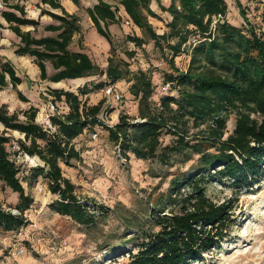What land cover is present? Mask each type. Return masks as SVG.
Listing matches in <instances>:
<instances>
[{"label":"trees","instance_id":"trees-1","mask_svg":"<svg viewBox=\"0 0 264 264\" xmlns=\"http://www.w3.org/2000/svg\"><path fill=\"white\" fill-rule=\"evenodd\" d=\"M0 1L4 6L0 15L19 38L16 55L34 59L42 82L94 76H105L112 85L125 81L130 84L129 94L138 102L139 119L133 123L120 114L118 123L105 126L99 119L104 100L87 105L82 100L89 93L85 84L76 89L77 94L48 90L52 104L64 102L69 110L64 115L50 116L48 129L36 122L37 108L10 113L1 105L0 124L4 129L0 133V183L17 195V204L13 212L0 207V229L15 232L23 228L27 222L24 214L34 202L26 194L19 179L20 170L7 150L10 137L5 135L9 131L24 137L18 141L21 152L43 164L34 167L30 174L33 179L44 176L49 192L58 195L48 205L53 213L87 228L103 218L99 219L92 206L79 200L75 186L61 169L62 164L69 166L71 160H81L73 141L85 130L99 126L108 132L123 158L130 153L137 160L157 159L164 166L175 157L182 163L194 160L186 172L174 175L167 190L152 200L147 219L134 214L122 217L124 234L130 235L127 242L132 244L124 264H194L216 250L236 225L237 201L232 196L217 203L207 196V186L226 180L239 192L264 176V37L251 25L241 4L236 2L246 26L243 28L227 21L225 0H171L168 6L162 5L161 0H120L128 24L146 34L171 69L164 73L163 80L176 97H161L157 105L151 101L155 87L148 73L142 69L133 72L128 61L110 55L114 43L108 26L120 24L118 7L97 0L93 7L84 9L96 33L110 47L101 68L88 54L69 49L73 36L81 32V18L69 14L60 0H40L49 9L41 13L59 24L45 27L46 31L57 32L56 37L39 39L20 29L38 25L27 18L20 4L27 0ZM70 1L80 7V0ZM152 1L170 17L165 23L168 31L162 34L149 20L161 17L152 10ZM56 10L61 15L51 12ZM191 37L198 39L190 43ZM125 42L140 50L146 44L137 34H126ZM125 55L134 58L135 49H128ZM180 55L190 57L185 70L175 66L174 60ZM46 63L55 71L50 76ZM21 83L14 66L9 61L0 62V91L11 87L20 101L28 102L17 90ZM230 115L235 117V126L225 137ZM163 134L172 138L169 145L163 146Z\"/></svg>","mask_w":264,"mask_h":264},{"label":"rangeland","instance_id":"rangeland-1","mask_svg":"<svg viewBox=\"0 0 264 264\" xmlns=\"http://www.w3.org/2000/svg\"><path fill=\"white\" fill-rule=\"evenodd\" d=\"M89 1L80 0L81 9ZM110 1L119 4V0ZM225 1L228 7L227 21L230 24L239 28L246 27L238 12L236 3L238 1L251 25L264 37V0ZM81 9L80 12L84 15L85 11ZM151 21L157 33L168 31L165 27L168 21L166 17L161 16L160 20ZM112 31L118 36L113 38L114 51L110 52V55L128 61L133 72L142 69L148 73L155 87L151 101L158 105L161 97L167 95L176 97V93L170 91L169 85H165L163 80L164 73H170L171 69L146 34L140 30L137 32L138 36L146 40V44L140 50L125 42L126 34H136L127 21L121 20L119 28L114 27ZM85 33L86 36L78 38L73 47L78 46L77 42H83V49L85 42L92 61L103 66L109 51L103 52L105 47L102 41L97 40L92 30H86ZM197 39L191 37L190 43ZM128 49H135L134 58L126 57L125 51ZM165 52L169 58L170 53L167 50ZM174 61L176 67L185 70L190 57L180 55ZM84 84L87 85L89 93L82 100H86L87 105H95L104 100L99 119L105 126L118 123L120 114L129 117L133 123L139 121L138 102L128 92L130 84L120 81L112 85L105 76L90 77L80 86ZM108 87H114L120 92L122 102L107 103L103 90ZM48 89L46 83L28 84V87L23 89L28 97L27 104L18 101L16 93L11 89L0 93V97H3L12 112L27 110L29 107L37 108L36 122L48 129L47 118L49 121L50 116L64 115L69 111L64 102L51 103L53 98L49 95ZM76 89L72 91L77 94ZM21 120L24 118L21 117ZM234 126L235 117L230 115L225 137L233 131ZM2 131L3 128L0 133ZM5 136L10 137L6 147L11 160L20 170L19 179L26 194L30 195L34 202L24 214L27 222L23 228L15 232H4L0 229V264H124L132 244L127 242L130 235L124 234L125 224L122 217L134 214L147 219L146 214L152 200L167 190L174 175L186 172L194 162L191 160L182 163L180 158L175 157L164 166L158 163L157 159L137 160L130 153L128 158H123L119 147L109 139L104 128L97 126L85 130L73 141L81 160H71L69 166L62 164L61 169L63 176L75 186L74 193L79 200L92 206L99 219L103 216L95 226L87 228L69 217L53 213L48 208L50 203L58 199V195L49 192L48 180L44 176L33 179L30 174L34 167H43V164L37 158L20 151L18 141L24 139L21 134L9 131ZM161 141L163 146L169 145L172 138L163 134ZM206 194L217 203L233 196L237 201L234 210V219L237 222L226 240L216 250L204 255L201 261L194 264H264V176L251 187L239 192H236L232 182L216 180L207 186ZM16 204L17 195L0 183V207L13 212L15 211L13 206Z\"/></svg>","mask_w":264,"mask_h":264},{"label":"crops","instance_id":"crops-1","mask_svg":"<svg viewBox=\"0 0 264 264\" xmlns=\"http://www.w3.org/2000/svg\"><path fill=\"white\" fill-rule=\"evenodd\" d=\"M104 1L110 5L118 7V9H119L118 10V16L120 17L121 20L127 21V16H126L123 8L119 4L112 3L110 0H104ZM170 1L171 0H161V3L164 6H168L170 4ZM60 2L62 4V6L64 7V9L69 14H75L81 18V32L79 34H75L73 36L72 43L70 44L69 49L71 51H74V52H84V53L88 54L89 52H88L87 47H85V42H84V48L83 49H82L83 42H81V48L79 47V42H77L78 46H76V48H74L73 46L75 45L76 40L78 38H81V36L82 37L86 36V33H85L86 30L87 31L92 30V32L94 33L97 40L102 41V43L105 47V49H104L105 51H103V52H106V50L109 51L110 47H109L108 43L106 42V40H104V38L100 37L96 33L95 29L92 26L90 19L86 15V13H84V15H82V13L80 12L81 7L75 6L70 0H60ZM119 2H120V0H119ZM20 4L24 6V10L26 12L27 18L35 20L36 22H38V25L36 27H34V26H21L20 29L22 32H30L32 37L37 38V39L45 38V37H56L57 36V32H51V31L45 30L46 26L59 24L58 21L52 19L50 16L41 13L42 10H49L47 8V6L42 5L40 3V0H27V1L21 2ZM95 4H97V0H90L88 2V4L86 6H84V8L82 7V9L84 10L85 8L93 7ZM151 8L157 14H159L163 17H166V20L170 19V17L168 18V16L166 14H163L159 10L157 3L155 1L151 2ZM51 12H53L57 15H61L60 11H57V10L51 11ZM149 20L152 23L151 19H149ZM85 22H86V26H84ZM114 27L119 28V24L109 25L108 30L112 34L113 38H117L118 35L114 31H112V28H114ZM133 30H135L136 34L138 35L137 32L139 31V29L134 28ZM159 34H162V33H159ZM121 36H123L122 33H121ZM18 43H19V38L9 29V24L0 15V62L9 61L14 66V69L16 70L17 75L22 80V83L19 86H17V90L20 91L22 93V95L28 100V97H27L26 93H24L23 89H26L28 87V84H30V83L33 84V82H35V83L41 82V83H46L48 85L49 89L57 88V87H54L55 83H51V82H47V81L42 82L40 80V71H39L38 67L35 65L33 58H31L29 56L16 55L15 50H16V45ZM89 57H90V55H89ZM107 57H108V55H107ZM107 57H106V59H107ZM106 59H105V61H106ZM105 64L103 66H101V68H104ZM54 72L55 71H54L52 65L50 63H46L47 75L50 76ZM63 82L66 84V86H67L66 88L71 87L73 89L78 88L81 84V83H79V84L76 83V85H73V83H72L73 81H71V80H67V81H63ZM7 89H11L12 91H14L11 87H8V88L0 91V93L4 92ZM67 90L72 91L70 89H67ZM14 92L16 93V91H14ZM72 92H74V91H72ZM16 95H17V93H16ZM17 99H18V96H17ZM18 101H20V100L18 99ZM20 102L22 104L23 103L27 104V102H22V101H20ZM1 105H5L6 109L9 112H12V110L10 111L11 107L7 104V102L4 101L3 97H0V106ZM1 128L4 129V127L0 124V130H1Z\"/></svg>","mask_w":264,"mask_h":264},{"label":"built area","instance_id":"built-area-1","mask_svg":"<svg viewBox=\"0 0 264 264\" xmlns=\"http://www.w3.org/2000/svg\"><path fill=\"white\" fill-rule=\"evenodd\" d=\"M3 9H4V6H3L2 2L0 1V10H3ZM103 94H104V97L108 100V102H111V101L114 102V103L122 102V98H123L122 95L114 87L105 88L103 90ZM46 125L48 127L50 126L48 118L46 120ZM39 190L42 191L41 188H39Z\"/></svg>","mask_w":264,"mask_h":264},{"label":"bare ground","instance_id":"bare-ground-1","mask_svg":"<svg viewBox=\"0 0 264 264\" xmlns=\"http://www.w3.org/2000/svg\"><path fill=\"white\" fill-rule=\"evenodd\" d=\"M84 80H85V79L71 80V81H73V82H72L73 85H76V83H77V84L82 83V82H84ZM54 87H57V88H66L67 86H66V84L62 81V82H59V83H55V84H54ZM114 116L116 117V114H114ZM38 161H39V160H38ZM39 162L41 163V161H39Z\"/></svg>","mask_w":264,"mask_h":264}]
</instances>
